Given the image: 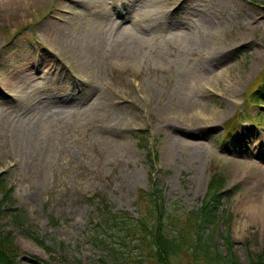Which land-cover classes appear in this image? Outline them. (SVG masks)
<instances>
[{"label":"rangeland","instance_id":"rangeland-1","mask_svg":"<svg viewBox=\"0 0 264 264\" xmlns=\"http://www.w3.org/2000/svg\"><path fill=\"white\" fill-rule=\"evenodd\" d=\"M263 72L264 0H0V230L25 264H113L90 198L137 217L157 188L197 210L217 172L219 245L264 255V123L247 120L264 104L244 99Z\"/></svg>","mask_w":264,"mask_h":264},{"label":"trees","instance_id":"trees-1","mask_svg":"<svg viewBox=\"0 0 264 264\" xmlns=\"http://www.w3.org/2000/svg\"><path fill=\"white\" fill-rule=\"evenodd\" d=\"M222 185L223 180L214 176L202 208L176 218L171 227L165 223L169 216L162 210V199L155 195L145 197L146 194L141 193L140 199L151 207L152 216H142L138 221L130 219L124 226L114 228L116 216L110 211H100L95 239L114 260L122 259L113 264H243L234 253L228 236L227 249L215 241L218 223L216 201ZM12 213L17 211L12 210ZM208 226H213L211 231ZM108 230H113L112 234ZM28 233L31 239L41 244L37 235L30 230ZM21 254L13 233L0 231V264H21ZM248 264H264V255L253 256Z\"/></svg>","mask_w":264,"mask_h":264},{"label":"bare ground","instance_id":"bare-ground-1","mask_svg":"<svg viewBox=\"0 0 264 264\" xmlns=\"http://www.w3.org/2000/svg\"><path fill=\"white\" fill-rule=\"evenodd\" d=\"M12 4H14V2L12 1L11 2ZM186 42H188L187 40H186ZM260 213V212H259ZM259 213H257L256 215H255V217H257V218H260L261 216H264V214H259Z\"/></svg>","mask_w":264,"mask_h":264}]
</instances>
